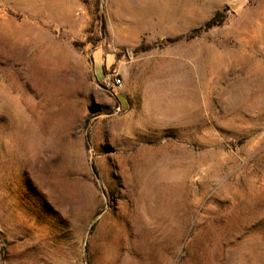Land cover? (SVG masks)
<instances>
[{
  "label": "rangeland",
  "instance_id": "374dc122",
  "mask_svg": "<svg viewBox=\"0 0 264 264\" xmlns=\"http://www.w3.org/2000/svg\"><path fill=\"white\" fill-rule=\"evenodd\" d=\"M0 264H264V0H0Z\"/></svg>",
  "mask_w": 264,
  "mask_h": 264
},
{
  "label": "trees",
  "instance_id": "16d2710c",
  "mask_svg": "<svg viewBox=\"0 0 264 264\" xmlns=\"http://www.w3.org/2000/svg\"><path fill=\"white\" fill-rule=\"evenodd\" d=\"M219 15H217L218 18ZM220 25V23L216 20V18L211 19L210 21H208L205 25V27L203 29H209L212 28L214 26H218ZM201 28L194 30L193 33H198L200 31Z\"/></svg>",
  "mask_w": 264,
  "mask_h": 264
},
{
  "label": "built area",
  "instance_id": "2783aa9c",
  "mask_svg": "<svg viewBox=\"0 0 264 264\" xmlns=\"http://www.w3.org/2000/svg\"><path fill=\"white\" fill-rule=\"evenodd\" d=\"M121 86V82H108L107 87L114 90V89H118Z\"/></svg>",
  "mask_w": 264,
  "mask_h": 264
},
{
  "label": "bare ground",
  "instance_id": "6f19581e",
  "mask_svg": "<svg viewBox=\"0 0 264 264\" xmlns=\"http://www.w3.org/2000/svg\"><path fill=\"white\" fill-rule=\"evenodd\" d=\"M37 0H33V2H36ZM126 1V0H125ZM20 2L21 3H26V0H20ZM32 2V1H31ZM45 4H46V2H45ZM47 7V6H46ZM211 53H213L212 51H211ZM112 82H121V80L119 79V78H115Z\"/></svg>",
  "mask_w": 264,
  "mask_h": 264
}]
</instances>
